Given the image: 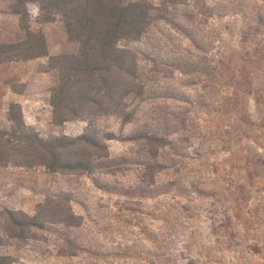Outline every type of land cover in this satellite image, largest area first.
Instances as JSON below:
<instances>
[{"label": "rangeland", "instance_id": "374dc122", "mask_svg": "<svg viewBox=\"0 0 264 264\" xmlns=\"http://www.w3.org/2000/svg\"><path fill=\"white\" fill-rule=\"evenodd\" d=\"M11 3L0 0V43L24 36ZM166 3L164 19L128 45L144 87L129 101L135 118L96 122L102 146L89 150L90 170L0 166V258L9 264H162L181 251L196 264H264V0ZM29 23L50 55L71 50L59 16ZM47 64L0 65V128L16 104L41 139H74L86 124L53 120ZM144 129L168 144L152 147L136 135ZM47 201L75 224L22 231L10 220Z\"/></svg>", "mask_w": 264, "mask_h": 264}, {"label": "trees", "instance_id": "16d2710c", "mask_svg": "<svg viewBox=\"0 0 264 264\" xmlns=\"http://www.w3.org/2000/svg\"><path fill=\"white\" fill-rule=\"evenodd\" d=\"M166 1L156 7L146 0H12L9 10L18 17L24 36L16 42L0 43V65L47 58L48 68L56 74L50 97L53 120L59 125L81 121L87 132L74 139L43 140L25 125L18 105L10 104V126L0 128V166L42 165L53 172L90 170L89 150L102 146L96 138V122L117 117L122 124H129L135 118L136 110H129V101L140 99L144 87L139 79V54L128 45L140 42L154 22L164 19ZM26 4L37 15H30ZM56 16L60 17L71 50L50 55L45 35L41 30H32L29 22L48 23ZM143 131L136 135L152 147L168 144L166 137ZM10 220L19 230L75 224L69 209L48 201L35 216L14 214ZM181 252L174 257L166 254L162 264H196L191 254ZM0 264L9 262L1 257Z\"/></svg>", "mask_w": 264, "mask_h": 264}, {"label": "clouds", "instance_id": "9594fccd", "mask_svg": "<svg viewBox=\"0 0 264 264\" xmlns=\"http://www.w3.org/2000/svg\"><path fill=\"white\" fill-rule=\"evenodd\" d=\"M25 7L28 10L30 15H32V16L37 15V13L34 11V9H33V7L31 5L26 4Z\"/></svg>", "mask_w": 264, "mask_h": 264}]
</instances>
